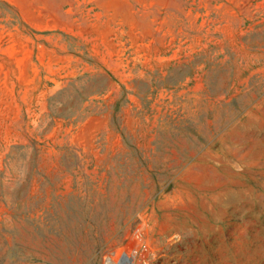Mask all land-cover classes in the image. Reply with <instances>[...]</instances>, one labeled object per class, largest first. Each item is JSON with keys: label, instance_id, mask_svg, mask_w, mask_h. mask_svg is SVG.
Here are the masks:
<instances>
[{"label": "rangeland", "instance_id": "374dc122", "mask_svg": "<svg viewBox=\"0 0 264 264\" xmlns=\"http://www.w3.org/2000/svg\"><path fill=\"white\" fill-rule=\"evenodd\" d=\"M0 264H264V0H0Z\"/></svg>", "mask_w": 264, "mask_h": 264}, {"label": "built area", "instance_id": "2783aa9c", "mask_svg": "<svg viewBox=\"0 0 264 264\" xmlns=\"http://www.w3.org/2000/svg\"><path fill=\"white\" fill-rule=\"evenodd\" d=\"M141 219V222L139 223L137 229L139 230V237L137 238L138 240L141 239V238H144L145 237V232H146V223L145 221L143 220V218H140Z\"/></svg>", "mask_w": 264, "mask_h": 264}]
</instances>
